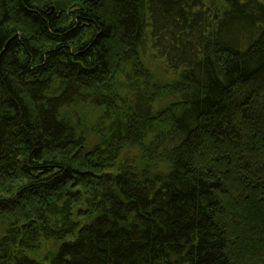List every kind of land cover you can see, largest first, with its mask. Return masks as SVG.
<instances>
[{
    "label": "trees",
    "instance_id": "1",
    "mask_svg": "<svg viewBox=\"0 0 264 264\" xmlns=\"http://www.w3.org/2000/svg\"><path fill=\"white\" fill-rule=\"evenodd\" d=\"M0 264H264V0H0Z\"/></svg>",
    "mask_w": 264,
    "mask_h": 264
}]
</instances>
